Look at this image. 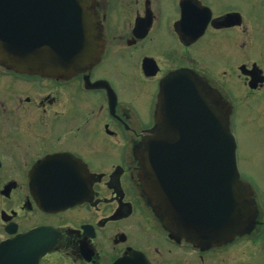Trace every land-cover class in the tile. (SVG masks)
<instances>
[{
  "label": "flooded vegetation",
  "instance_id": "obj_1",
  "mask_svg": "<svg viewBox=\"0 0 264 264\" xmlns=\"http://www.w3.org/2000/svg\"><path fill=\"white\" fill-rule=\"evenodd\" d=\"M98 60L69 75L0 62V264H264V190L244 234L186 237L142 172L167 80L264 95V0H96ZM144 174V175H143ZM45 253L43 254V251Z\"/></svg>",
  "mask_w": 264,
  "mask_h": 264
},
{
  "label": "water",
  "instance_id": "obj_2",
  "mask_svg": "<svg viewBox=\"0 0 264 264\" xmlns=\"http://www.w3.org/2000/svg\"><path fill=\"white\" fill-rule=\"evenodd\" d=\"M95 0H0V62L29 74L68 75L100 54ZM189 75L165 84L160 120L166 128L145 143L151 188L164 205L167 223L200 242L235 238L256 210L241 181L231 109ZM205 87V86H204ZM217 103V106L212 105ZM169 172L159 175L162 172ZM184 179L195 183L182 190ZM179 187L181 190H179ZM185 204L186 210H180ZM6 246L0 252H8Z\"/></svg>",
  "mask_w": 264,
  "mask_h": 264
},
{
  "label": "rangeland",
  "instance_id": "obj_3",
  "mask_svg": "<svg viewBox=\"0 0 264 264\" xmlns=\"http://www.w3.org/2000/svg\"><path fill=\"white\" fill-rule=\"evenodd\" d=\"M236 97L232 130L237 139L241 177L264 190V95ZM263 97V98H261ZM261 98V99H260ZM252 264H260L256 259Z\"/></svg>",
  "mask_w": 264,
  "mask_h": 264
}]
</instances>
